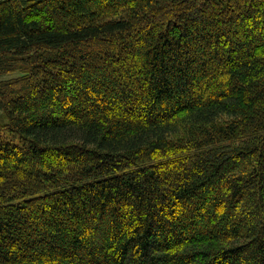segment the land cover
<instances>
[{
  "label": "trees",
  "instance_id": "16d2710c",
  "mask_svg": "<svg viewBox=\"0 0 264 264\" xmlns=\"http://www.w3.org/2000/svg\"><path fill=\"white\" fill-rule=\"evenodd\" d=\"M0 264H264V0H0Z\"/></svg>",
  "mask_w": 264,
  "mask_h": 264
}]
</instances>
